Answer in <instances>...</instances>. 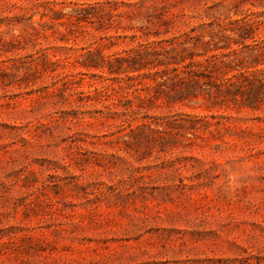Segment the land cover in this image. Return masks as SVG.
<instances>
[{
    "label": "rangeland",
    "instance_id": "rangeland-1",
    "mask_svg": "<svg viewBox=\"0 0 264 264\" xmlns=\"http://www.w3.org/2000/svg\"><path fill=\"white\" fill-rule=\"evenodd\" d=\"M128 1L0 0V264H264V100L79 63L264 0Z\"/></svg>",
    "mask_w": 264,
    "mask_h": 264
},
{
    "label": "trees",
    "instance_id": "trees-1",
    "mask_svg": "<svg viewBox=\"0 0 264 264\" xmlns=\"http://www.w3.org/2000/svg\"><path fill=\"white\" fill-rule=\"evenodd\" d=\"M123 4H131L128 0H109ZM108 2V1H107ZM133 3H136L133 2ZM99 1L88 6L75 7V21H100V14L88 11V8L102 9ZM122 11L112 13L105 11L107 16L121 15ZM187 16L183 8L179 17ZM158 20L174 21L171 17ZM231 27H225L214 21L200 22L189 30H178L170 37L157 41H148V38L158 32L150 33L145 30L146 25L133 28L131 35L134 38H145L135 41L125 54L102 56L94 50L87 49L80 53L81 66L85 68H99L109 74L137 71L138 75H151L158 83L169 81L171 86L178 87L179 93L192 92L194 85L209 82L215 91L223 94H235L248 102L256 103L264 100V68L257 72L247 73V67L264 63V36L254 37V29L261 23L259 19H234ZM110 23H103L101 28H107ZM122 28H125L122 26ZM198 31H196V30ZM106 36V35H105ZM103 35V37H105ZM118 36V35H116ZM108 35L106 38H109ZM246 39L251 43L246 44ZM242 44L250 47L249 57L246 58L242 49L232 47ZM146 69V70H144ZM153 69L152 71H150ZM145 71V72H144ZM232 72L230 76H226ZM213 76H219L215 82ZM152 130V128H150Z\"/></svg>",
    "mask_w": 264,
    "mask_h": 264
}]
</instances>
